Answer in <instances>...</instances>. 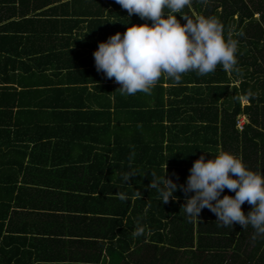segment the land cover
Returning a JSON list of instances; mask_svg holds the SVG:
<instances>
[{
	"label": "trees",
	"instance_id": "16d2710c",
	"mask_svg": "<svg viewBox=\"0 0 264 264\" xmlns=\"http://www.w3.org/2000/svg\"><path fill=\"white\" fill-rule=\"evenodd\" d=\"M181 14L215 17L226 38L233 34L239 41L238 72L218 65L203 76L196 71L185 73L179 84L162 76L150 95H121L119 84L108 86L116 104L128 108V119L113 130L111 122L95 129L102 138L110 137L103 149L113 156L96 158L90 167L109 168V185L102 195L120 202L113 212L117 229L111 226L104 234L110 241L109 260L99 255L77 264H264V236H255L251 226H219L207 208L198 220L189 219L182 207L183 192H176L178 199L170 198L165 204L149 187L151 172L162 176L166 164L168 174L176 173L178 182L184 183L204 150L229 151L251 170L264 171V0H192ZM145 22L151 23L135 14L128 17L115 0H0V80L8 81L17 70L29 71L27 87H48L54 84L52 77L38 73L54 68L52 63L74 67L75 54L80 64L74 69L93 76L97 72L93 52L99 42ZM13 89H2L0 107L24 104L25 94ZM243 116L248 122L240 130L238 120ZM129 170L137 174L125 183L123 176ZM119 194L126 195L127 201H121ZM225 194L235 195L227 188ZM242 210L247 213L251 205L245 202ZM137 223L146 226V232L134 237ZM0 227V264H51L40 260L46 253L39 247L41 239L21 238L18 244L20 240H9Z\"/></svg>",
	"mask_w": 264,
	"mask_h": 264
},
{
	"label": "crops",
	"instance_id": "0c3cea01",
	"mask_svg": "<svg viewBox=\"0 0 264 264\" xmlns=\"http://www.w3.org/2000/svg\"><path fill=\"white\" fill-rule=\"evenodd\" d=\"M73 59L74 67L52 63L54 68L38 73L52 77L48 87H27L29 71L17 70L8 81L0 80V93L17 88L25 94L23 105L11 107L10 100L12 113L0 107L5 118L0 121V226L9 240L41 239L39 247L46 253L40 260L51 264H77L99 255L109 260L110 241L104 234L116 228L113 212L120 204L102 195L109 168L97 171L90 165L113 156L103 149L110 137L102 138L98 130L109 122L110 130L121 127L128 108L116 104L108 87L117 84L113 79L102 72L82 74L74 69L79 57Z\"/></svg>",
	"mask_w": 264,
	"mask_h": 264
},
{
	"label": "clouds",
	"instance_id": "9594fccd",
	"mask_svg": "<svg viewBox=\"0 0 264 264\" xmlns=\"http://www.w3.org/2000/svg\"><path fill=\"white\" fill-rule=\"evenodd\" d=\"M115 2L127 10L128 17L135 14L141 20L151 21L133 24L124 33L110 35L106 41L99 42L93 52L97 72L108 79L114 78L120 85L117 90L121 95L137 92L150 95L162 76L179 84L185 73L196 71L203 76L214 72L218 65L226 71L238 72L239 41L231 33L226 38L223 25L215 17L193 18L181 14L185 6L191 7L192 0ZM177 13L185 23H181ZM136 174L129 170L123 176L124 182ZM178 181L176 173L168 174L166 164L162 176L151 172L149 187L156 190L160 202L165 204L170 198L178 199L176 192H183L182 207L189 219L198 220L202 210L207 208L216 215L219 226H251L255 236H264V171L251 170L241 157L229 151L218 150L213 154L204 150L193 162L184 183ZM226 188L235 195L222 196ZM137 195L141 198L139 191ZM119 199L127 201V196L119 194ZM245 202L251 205L247 213L242 210ZM145 232L146 226L137 223L132 234L139 237Z\"/></svg>",
	"mask_w": 264,
	"mask_h": 264
},
{
	"label": "built area",
	"instance_id": "2783aa9c",
	"mask_svg": "<svg viewBox=\"0 0 264 264\" xmlns=\"http://www.w3.org/2000/svg\"><path fill=\"white\" fill-rule=\"evenodd\" d=\"M248 122V118L243 116V117H240L239 120H238V128L240 130H243L246 123Z\"/></svg>",
	"mask_w": 264,
	"mask_h": 264
}]
</instances>
